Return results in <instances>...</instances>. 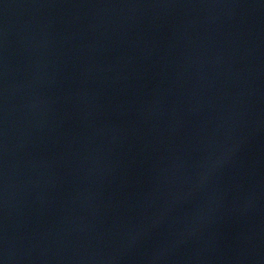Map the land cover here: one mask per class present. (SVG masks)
<instances>
[{"label":"water","instance_id":"water-1","mask_svg":"<svg viewBox=\"0 0 264 264\" xmlns=\"http://www.w3.org/2000/svg\"><path fill=\"white\" fill-rule=\"evenodd\" d=\"M4 264H264V0H0Z\"/></svg>","mask_w":264,"mask_h":264},{"label":"snow or ice","instance_id":"snow-or-ice-1","mask_svg":"<svg viewBox=\"0 0 264 264\" xmlns=\"http://www.w3.org/2000/svg\"><path fill=\"white\" fill-rule=\"evenodd\" d=\"M0 264H4V261L0 260Z\"/></svg>","mask_w":264,"mask_h":264}]
</instances>
